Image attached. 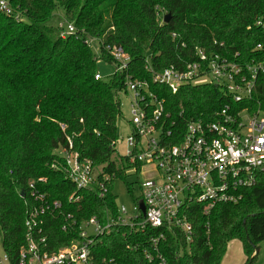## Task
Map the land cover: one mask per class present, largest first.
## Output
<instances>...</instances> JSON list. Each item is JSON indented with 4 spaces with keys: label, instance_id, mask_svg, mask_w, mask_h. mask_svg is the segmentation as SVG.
Segmentation results:
<instances>
[{
    "label": "trees",
    "instance_id": "obj_1",
    "mask_svg": "<svg viewBox=\"0 0 264 264\" xmlns=\"http://www.w3.org/2000/svg\"><path fill=\"white\" fill-rule=\"evenodd\" d=\"M3 1L12 16L0 13V235L11 257L23 244V223L33 205L30 184L48 201L60 203L63 216L71 214L77 221L92 216L104 220L115 212L114 181L125 183L124 172L130 168L114 157L121 115L117 95L126 75L148 80L146 63L155 72L182 69L196 59L198 49L229 59L238 54L243 64L264 59V51L255 49L264 46V34L255 26L264 19V0ZM166 14L170 18L164 24ZM60 21L71 24L74 33L62 39ZM86 38L97 40L100 58L108 64L104 47H121L129 57L127 69L107 81L95 80L96 59L84 44ZM152 88L179 128L214 122L225 105L232 106L213 85L182 87L175 94L163 86ZM257 101L264 111V76L258 77L251 101L235 107L252 112ZM57 149L113 178L103 199L75 189ZM125 186L130 194V185ZM73 194L79 200L69 204ZM242 194L240 202L216 205L206 216L200 205L190 203L191 241L178 230L167 232L161 249L166 264H221L231 241L241 244L244 264H251L264 242V172ZM63 219L58 213L45 218L51 251L72 240L61 229ZM152 233L112 231L101 238L95 256L117 264H148L144 253L150 251Z\"/></svg>",
    "mask_w": 264,
    "mask_h": 264
},
{
    "label": "built area",
    "instance_id": "obj_2",
    "mask_svg": "<svg viewBox=\"0 0 264 264\" xmlns=\"http://www.w3.org/2000/svg\"><path fill=\"white\" fill-rule=\"evenodd\" d=\"M0 13L11 15L3 0ZM255 26L264 34V19ZM57 28L62 39L74 33L73 26L65 21L58 22ZM84 44L90 49L95 45L103 61L96 39L86 38ZM255 49L264 51V46L257 44ZM104 54L111 61L113 73L127 69L129 57L121 47L105 46ZM145 69L148 80L126 75L121 91L129 96L130 135L123 141L126 153L119 158L134 173L145 171V179L138 184L139 200L133 202L131 210L116 206L104 220L92 216L77 221L71 214L63 216L60 203L48 201L30 184L33 205L23 223V244L11 257L4 252L0 235V264H117L113 259L97 258L95 250L102 237L119 230L128 235L153 232L144 259L148 264H166L161 249L167 232L178 230L186 242L191 241L192 226L186 216L190 203L200 205L206 216L216 205L240 202L242 192L256 185L258 175L264 172V111L258 101L252 112L246 106H235L251 101L258 77L264 76V59L243 64L238 54L229 59L198 49L196 59L182 69L170 66L155 72L147 63ZM94 79L101 77L96 74ZM209 85L219 88L232 106L225 105L214 122L194 121L184 128L177 126L166 112L165 101L152 88L163 86L175 94L182 87ZM117 143L118 137L114 149ZM62 153L65 175L75 189L94 192L103 199L113 178L95 170L90 162L79 161L76 154ZM78 200L73 194L68 203ZM57 213L64 217L62 231L71 234L72 240L51 251L44 222Z\"/></svg>",
    "mask_w": 264,
    "mask_h": 264
},
{
    "label": "rangeland",
    "instance_id": "obj_3",
    "mask_svg": "<svg viewBox=\"0 0 264 264\" xmlns=\"http://www.w3.org/2000/svg\"><path fill=\"white\" fill-rule=\"evenodd\" d=\"M12 12L10 16L11 17ZM15 20H18L16 15L14 16ZM91 52L96 59V71L97 74L101 77L103 81L113 74V66L101 61L98 58V51L95 45L91 46ZM119 101L120 117L116 122V131L118 135V143L115 145V158L120 157L126 153V147L123 141L127 136L130 135V106H129V96L124 92H119L117 95ZM58 155H62L61 149L55 151ZM95 170H100L95 169ZM145 171L140 174L134 173L131 169H127L124 172L125 183L130 185L131 193H127L125 183L120 180L114 181L113 194L116 196V206L125 207L128 210H131L134 199H138L140 195L139 183L145 179ZM256 255L254 261L251 264H264V242L260 243L256 252L253 256ZM245 256L242 253L240 243L238 241H231L227 244L225 255L222 259L221 264H244Z\"/></svg>",
    "mask_w": 264,
    "mask_h": 264
},
{
    "label": "water",
    "instance_id": "obj_4",
    "mask_svg": "<svg viewBox=\"0 0 264 264\" xmlns=\"http://www.w3.org/2000/svg\"><path fill=\"white\" fill-rule=\"evenodd\" d=\"M169 18H170V15H169V14H166V15L164 16V18H163V23H164V24H167L168 21H169ZM21 196H23V192H21ZM140 207H141L142 210H143V206H142V204H140Z\"/></svg>",
    "mask_w": 264,
    "mask_h": 264
},
{
    "label": "crops",
    "instance_id": "obj_5",
    "mask_svg": "<svg viewBox=\"0 0 264 264\" xmlns=\"http://www.w3.org/2000/svg\"><path fill=\"white\" fill-rule=\"evenodd\" d=\"M240 247H241V244H240ZM242 250V249H241ZM222 262V261H221Z\"/></svg>",
    "mask_w": 264,
    "mask_h": 264
}]
</instances>
